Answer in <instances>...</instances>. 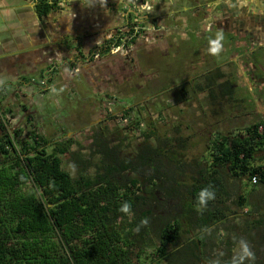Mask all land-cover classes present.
Returning <instances> with one entry per match:
<instances>
[{
    "label": "trees",
    "instance_id": "1",
    "mask_svg": "<svg viewBox=\"0 0 264 264\" xmlns=\"http://www.w3.org/2000/svg\"><path fill=\"white\" fill-rule=\"evenodd\" d=\"M50 3L36 2V13L47 15ZM7 91V85L0 87V101ZM1 110L4 116L11 112ZM18 133L7 131L1 115L0 264H211L217 257L227 262L236 253L241 227L254 253L245 264H262L264 236L256 240L263 248L249 242L256 233L264 235V209L241 212L254 187L238 196L239 185L232 182L246 177L252 186H264V161L257 158L264 150V119L248 125L243 135L211 134V160L191 166L188 182L178 178L184 172L180 166L165 167L157 145L145 143L131 155L101 143L98 163L91 157L76 162L72 174L60 157L70 153L69 139L49 149L33 132L18 148L13 142ZM207 186L215 199L200 211L196 195ZM123 202L131 204L130 214L118 211ZM183 224L190 235L182 232Z\"/></svg>",
    "mask_w": 264,
    "mask_h": 264
},
{
    "label": "rangeland",
    "instance_id": "2",
    "mask_svg": "<svg viewBox=\"0 0 264 264\" xmlns=\"http://www.w3.org/2000/svg\"><path fill=\"white\" fill-rule=\"evenodd\" d=\"M178 4L191 6L189 0ZM174 9L178 10L180 8L175 6ZM100 14L102 13L96 15L95 12V19L92 16L87 19L91 22L100 20L102 18ZM0 20V41L10 40L15 30L12 31L13 28L9 27L8 24L13 23L15 19ZM182 23L186 25V20ZM51 26L50 24V29L54 32V28ZM218 38L223 49L226 50L225 53H223V50L212 51L213 41ZM188 40L184 39L182 41L175 38V46L163 52H160L159 49L155 52L150 51L149 55L147 52H142L143 55L147 53L149 58L147 63L150 64H147L148 67H145L144 70L151 73L152 77L145 85V89L133 91V94L138 98L145 97V95L149 98L134 103L132 96L128 95V90L112 91L114 94L105 99L104 97H107L105 94L98 95L90 86L83 83V80L79 82L78 79H75V84L70 87L67 84V77L62 78V75H59L56 79L52 78L51 74L45 72L49 68L44 70L43 66H37L36 71L22 73V86H19L14 78L10 79L9 82L8 79L0 81V83L7 85L9 93L13 91L18 93L19 96L18 99H15L16 97L11 94V99L15 97L13 103L9 102L8 107L11 112L2 117L7 131H19L18 134L13 136L14 144L18 148L22 147L23 141L35 132L46 139V146H49L50 149L55 143L66 142L68 136H75L81 126L84 131H91L88 124L94 117L99 116V107L105 103L106 109L109 110L107 119L111 120L112 124L110 128L106 127L105 129L111 133L112 141H114V144L119 145L122 154L132 155L137 151V148H140L139 146L145 143L153 146L157 145L162 150L165 167L180 166L184 169V172L178 174L180 175L178 178L188 182L191 166L197 162L208 166L211 160L208 146L211 134L220 132L230 136L243 135L248 125L259 119H264V103L263 105L261 103L253 104L258 97L262 98L261 101L264 102V85L252 84L248 79L247 83H242L236 92L233 91L228 98L221 97L218 94L216 98L217 89L214 92L215 99H210L209 102L206 98H198L201 97V91L198 92L197 90L199 83L195 77V80H190V83L188 79H191L190 77L194 72L208 69V64L222 66L221 62L227 57L228 52H230L229 49L235 47V45L226 42V35L223 32H216L213 34L212 39L206 40L208 44L205 47L210 54L206 55L204 53V56L208 59L201 64L197 63L198 60L194 61L197 51H195V44L193 45L192 39ZM238 41L244 42L243 45L238 46L240 50L244 51L245 47L252 48L248 53V57H251L253 61L251 69H254L252 72H255V75L261 80L260 78H264V45L256 47L255 44L257 43L246 40ZM252 44H254V47H252ZM201 50L204 52V47ZM200 55L201 53H199V58H201ZM141 59L144 60V57H141ZM16 74H20V71H17ZM3 77L0 76L1 80H3ZM262 82L264 83V80ZM170 83L173 84V87L172 85L169 86ZM2 84L0 87L4 86ZM17 85L18 89L15 88ZM187 89H189L188 93ZM205 93L207 94L206 91L203 94ZM78 119H82L83 124L79 123ZM96 141L95 136L90 132L85 133L84 137L74 138V149L80 153L63 152L60 155L62 167L75 174L76 162L82 164L85 159L91 157L92 164L98 163L99 156L93 145ZM78 145L79 147H77ZM260 154H257L258 160L264 161V158L259 157ZM230 177L227 174V181L231 179ZM239 179H234L235 181L232 182L233 187L236 189L238 188ZM240 180L242 186H244V192L253 191V187L254 191H258L259 186H252L246 177H242ZM262 198L264 199V197ZM257 202L255 196L251 194L248 197V205H250L248 210L254 213L264 209V202L261 201V205ZM229 206L230 209L240 211L236 204H230ZM182 227L184 235H190L187 229L184 228L185 224ZM237 232L241 233V238L248 239V236L244 235L245 232L242 227ZM262 236H264L263 233H256L253 236L255 237L254 241L249 243L256 244V240L261 239ZM253 237L251 236V238ZM262 244L263 241L258 242L256 248L261 247ZM152 249L153 247L148 248L144 254L149 253ZM237 249L238 244L235 246L234 253ZM143 255L140 258L144 259ZM261 259L262 264H264V257H261ZM144 260L146 261V259Z\"/></svg>",
    "mask_w": 264,
    "mask_h": 264
},
{
    "label": "flooded vegetation",
    "instance_id": "3",
    "mask_svg": "<svg viewBox=\"0 0 264 264\" xmlns=\"http://www.w3.org/2000/svg\"><path fill=\"white\" fill-rule=\"evenodd\" d=\"M184 1L51 0V12L55 15L51 26L54 28V37L50 36L51 40H42L38 44L41 66L44 70L49 68L45 71L51 74L52 78L56 79L59 75H62V78L67 77L70 87L75 84V79L79 82L83 80V83L98 95L105 94V99L111 97L113 92L128 90V95L132 96L134 103L149 98L147 95L138 98L133 94V91L146 87L152 77L151 73L144 70L148 67L147 53L149 55L150 51L159 49L163 52L173 48L175 38L182 41L192 39L197 51L194 61L198 60L197 63L203 64L208 59L204 55L210 54L205 47L208 44L206 40L212 39L213 34L221 31L226 35V42L234 44L235 47L229 49L227 57L221 62L222 66L208 64V69L194 72L191 79H188L190 83V80L196 78L199 83L197 90L201 91V97L198 98H206L208 102L215 99V89L218 92L216 98L217 94L228 98L242 83H247V79L252 84L264 85V78L259 80L255 72H252L254 69H251L253 61L248 57V53L252 48L245 47L244 51L238 48L244 43L238 40L257 43L256 47L264 45V0H189L191 6L178 4ZM40 2L41 0H38L37 4ZM141 4H147L151 11L141 10ZM96 6L98 10L104 9L106 13L100 14V20L91 22L87 18L94 16ZM175 6L180 9L175 10ZM78 9L81 10L80 14H77ZM175 12L178 13L174 14ZM39 16L43 19L46 14ZM185 20L186 25L182 23ZM43 31H46V28L41 32ZM222 50L223 53L226 52L221 45L220 51ZM143 51L147 53L143 55ZM141 57H144V60ZM21 75L15 77L19 86H22ZM18 85L16 89L19 88ZM171 85L173 87L172 83L169 86ZM188 91L189 89L187 93ZM204 91L207 94H203ZM11 94L15 99L19 98L18 93L6 92L3 98L6 101H0L2 117L5 116L1 114V109L14 101V98H10ZM256 99L253 104L263 105L262 98ZM108 112L106 104H101L99 116L94 117L88 124L91 131H84L81 126L76 132L77 136L67 137L70 140V153H80L74 149V138L84 137L85 133L89 132L97 140L93 143L96 149L103 147L101 143H106L115 146L119 154L122 153L119 145L112 141L111 133L105 129L112 125L111 120L107 119ZM78 122L83 124L84 121L78 119Z\"/></svg>",
    "mask_w": 264,
    "mask_h": 264
},
{
    "label": "crops",
    "instance_id": "4",
    "mask_svg": "<svg viewBox=\"0 0 264 264\" xmlns=\"http://www.w3.org/2000/svg\"><path fill=\"white\" fill-rule=\"evenodd\" d=\"M37 1L38 0H0V19H15L13 23L11 22V24H8L10 25L9 27L13 28L12 31L15 30L11 39L0 41V76L2 75L5 77H3V80L0 78L1 82L6 79H8V82L12 78L15 79L16 75H18L16 74L17 71H20V74L26 73V71H36L38 68L37 66L40 67L42 63L40 62L41 59L38 53V44L42 42V40L43 42L51 40L50 36L52 38L54 37V32L51 31L50 24L52 25L55 15L50 11L41 19L34 9ZM95 8L96 10L94 12H96V15L100 12L106 13L104 9L98 10L99 8L97 6ZM80 13L81 10L78 9L77 14ZM93 17L95 19V16ZM45 28L46 31L41 32L42 29L45 30ZM1 84L2 83H0V85ZM258 153H261L259 157L264 158V150H260ZM238 185L239 191L237 195H245L243 193L244 186H242L241 180L238 181ZM261 189L264 192V186H262V188L259 187L258 191L252 193L255 194L254 196L258 202L263 200L261 197L263 194ZM248 207L249 205L245 204L241 212L247 211Z\"/></svg>",
    "mask_w": 264,
    "mask_h": 264
},
{
    "label": "clouds",
    "instance_id": "5",
    "mask_svg": "<svg viewBox=\"0 0 264 264\" xmlns=\"http://www.w3.org/2000/svg\"><path fill=\"white\" fill-rule=\"evenodd\" d=\"M141 10H148L151 11V9L147 6V4H141L140 6ZM221 44L220 39L213 41V52H218L220 50ZM215 199V192L211 189V186L203 187L201 188L197 195H196V201L199 205L200 211H203L208 204L209 201ZM119 212L123 214H130L132 211L131 204L129 202H123L119 209ZM147 224V220H142L140 222V225H138L135 229V231H139L140 227ZM236 243L238 244V249L236 253L231 257L230 261L224 262L221 260L220 257H217L216 259L211 261V264H245L246 260H254V253L250 250L248 242L243 238H238L236 240ZM223 254L221 253L220 256Z\"/></svg>",
    "mask_w": 264,
    "mask_h": 264
},
{
    "label": "built area",
    "instance_id": "6",
    "mask_svg": "<svg viewBox=\"0 0 264 264\" xmlns=\"http://www.w3.org/2000/svg\"><path fill=\"white\" fill-rule=\"evenodd\" d=\"M261 131H262V127L260 126V127H259V132H261ZM257 180H258L257 175H253V176L251 177V183L255 184V183H257Z\"/></svg>",
    "mask_w": 264,
    "mask_h": 264
}]
</instances>
